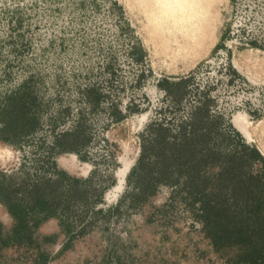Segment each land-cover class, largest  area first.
Wrapping results in <instances>:
<instances>
[{"label": "rangeland", "instance_id": "rangeland-1", "mask_svg": "<svg viewBox=\"0 0 264 264\" xmlns=\"http://www.w3.org/2000/svg\"><path fill=\"white\" fill-rule=\"evenodd\" d=\"M247 37L264 40V0H0V100L28 92L37 118L20 141L0 139V168L52 178L57 202L15 231L0 202V264H235L195 182L169 164L159 173L152 156L126 176L200 90L264 155V49ZM190 72L174 97L170 83Z\"/></svg>", "mask_w": 264, "mask_h": 264}, {"label": "trees", "instance_id": "trees-1", "mask_svg": "<svg viewBox=\"0 0 264 264\" xmlns=\"http://www.w3.org/2000/svg\"><path fill=\"white\" fill-rule=\"evenodd\" d=\"M234 3L235 0H231ZM229 29L222 31L215 48L222 46ZM252 45L264 49L263 38L252 40ZM192 72L179 76L170 84L174 87L173 96L185 94ZM169 90L168 87L165 88ZM170 91V90H169ZM196 104L189 114L176 124L171 133L167 127L158 132L148 145L143 142L136 163L127 174V180L138 172L148 157L160 167L159 173L168 170V164L195 182L197 196L202 198L205 220L212 224L214 242L217 244H236L238 251L235 264H264V155L258 147L245 141L230 124H222L218 115L210 113L204 91H197ZM35 101L28 92H11L0 100V139L18 142L36 128ZM66 136V134H65ZM63 141V140H62ZM59 142L65 149H74L72 141ZM223 146V148H221ZM217 170L212 173L213 166ZM58 176H69L59 170ZM209 174L214 185L204 192L207 183L197 179ZM207 177H204V179ZM52 178L42 175L35 177L7 172L0 168V202L3 203L15 223L13 231L24 229L27 219L53 215L57 212V202L52 195ZM199 183H202L199 187ZM198 187V188H197ZM1 235V223H0ZM2 242L6 238H1Z\"/></svg>", "mask_w": 264, "mask_h": 264}, {"label": "bare ground", "instance_id": "bare-ground-1", "mask_svg": "<svg viewBox=\"0 0 264 264\" xmlns=\"http://www.w3.org/2000/svg\"><path fill=\"white\" fill-rule=\"evenodd\" d=\"M181 6H182V3H180L178 6H177V8L179 9V8H181ZM199 6V5H198ZM119 181V180H118ZM122 182V180L120 179V183ZM117 188H118V186H117Z\"/></svg>", "mask_w": 264, "mask_h": 264}]
</instances>
